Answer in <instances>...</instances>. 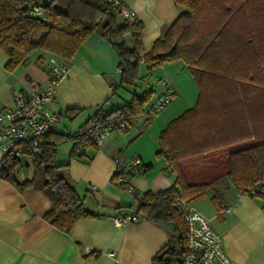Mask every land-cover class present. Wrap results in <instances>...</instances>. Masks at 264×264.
<instances>
[{
    "label": "trees",
    "instance_id": "trees-1",
    "mask_svg": "<svg viewBox=\"0 0 264 264\" xmlns=\"http://www.w3.org/2000/svg\"><path fill=\"white\" fill-rule=\"evenodd\" d=\"M115 1L0 0V51L9 57L8 70L35 49L69 59L98 31L118 56L120 82L113 93L136 85L142 64L154 68L180 59L187 65L198 89L196 101L160 132L156 153L169 165L173 183L158 192H137L136 209L139 217L168 226L180 244L177 248L171 238L151 264H180L185 222L178 198L196 200L225 179L240 193L264 184V0H174L184 11L149 50L142 45L141 21L123 19ZM151 96L152 90L138 94L134 89L130 100L93 118L119 117L128 124ZM67 140L96 146L51 130L41 137L37 153L16 146L31 159L30 178L16 175L22 156L8 152L0 164V177L18 190L31 187L47 197L51 207L44 219L64 232L78 219L95 215L59 173L57 146ZM249 195L264 200V192ZM213 201L218 203L215 196Z\"/></svg>",
    "mask_w": 264,
    "mask_h": 264
},
{
    "label": "crops",
    "instance_id": "crops-1",
    "mask_svg": "<svg viewBox=\"0 0 264 264\" xmlns=\"http://www.w3.org/2000/svg\"><path fill=\"white\" fill-rule=\"evenodd\" d=\"M125 2L143 25L145 50L184 11L174 0ZM127 41L131 43L129 37ZM8 59L0 51V106L12 105L13 90L26 89L33 83L43 88L51 61L67 68L51 105L60 115V125L54 129L59 132L72 133L96 113L130 100L128 95H119L121 89L130 96L134 89L138 94L152 90V96L143 113L125 130L114 131L102 146L74 140L57 146L59 173L74 185L86 209L95 214L78 219L69 232L44 219L51 205L41 191L31 187L20 191L0 177V264H151L171 238L175 243L173 231L144 217L118 226L113 223L112 217L132 208V196L119 186L115 172L118 163L137 157L147 166L144 173L130 174L137 192H158L173 183L169 165L156 153L160 132L196 101L198 89L187 65L180 59L154 68L142 64L136 85L117 87L113 93L120 82L118 56L98 31L92 32L69 59L35 49L13 70L5 68ZM166 84L173 90V99L161 112L151 115L148 110ZM3 156L0 145V162ZM27 158L17 172L31 164ZM32 173L18 178H30ZM192 202L222 235L224 250L236 264H264V200L240 193L225 179ZM86 246L91 248L90 254L85 253Z\"/></svg>",
    "mask_w": 264,
    "mask_h": 264
},
{
    "label": "built area",
    "instance_id": "built-area-1",
    "mask_svg": "<svg viewBox=\"0 0 264 264\" xmlns=\"http://www.w3.org/2000/svg\"><path fill=\"white\" fill-rule=\"evenodd\" d=\"M113 5L118 6L123 19L131 22L138 20L136 11L125 0L115 1ZM66 74L67 68L64 65L51 61L43 88L33 83L26 89L13 90L12 105L0 106V145L4 155L11 152L14 156H22L17 145L27 146L32 153L39 152L41 137L60 125V115L51 105L55 100L56 88ZM172 99L173 90L166 84L148 112L152 115L161 112ZM126 127L127 123L122 118L106 116L90 119L71 134L76 140L88 139L100 147L114 131L125 130ZM134 172L144 173V166L137 157L117 164L116 181L132 196V208L122 215L112 217L117 226L127 221L135 222L139 218L136 209L141 198L130 183V174ZM257 191L264 192V184L249 188L246 194ZM175 204L185 222V246L180 264H236L224 250L222 235L192 201L178 198ZM84 251L90 254L91 248L86 246Z\"/></svg>",
    "mask_w": 264,
    "mask_h": 264
},
{
    "label": "rangeland",
    "instance_id": "rangeland-1",
    "mask_svg": "<svg viewBox=\"0 0 264 264\" xmlns=\"http://www.w3.org/2000/svg\"><path fill=\"white\" fill-rule=\"evenodd\" d=\"M128 37L130 38V36H127V38H128ZM130 39H131V38H130ZM48 59H49V58H47V60H48ZM124 90H125V89H121V90L119 91V95H128L129 98H130V97H131L130 94L127 93V92L124 91ZM62 129H63V128H62ZM63 130H64V129H63ZM72 142H73L72 140H67V141H64V142L60 143L59 145L62 146L63 144H71ZM63 146H64V145H63ZM61 148H63V147H61ZM26 159H28L26 156H22V157H21V161L26 160ZM32 172H33V167H32L31 164H29V166H24L22 170H20L19 172L16 173V175H17V177H22V175H24V174H29V175H31ZM175 244H176L177 248H180V244L178 243L177 240H175Z\"/></svg>",
    "mask_w": 264,
    "mask_h": 264
}]
</instances>
